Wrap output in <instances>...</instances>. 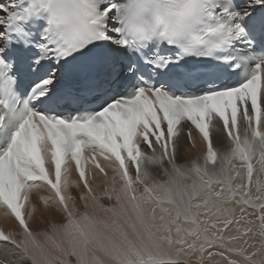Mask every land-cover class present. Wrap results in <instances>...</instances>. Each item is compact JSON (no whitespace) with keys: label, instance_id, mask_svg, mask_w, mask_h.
<instances>
[{"label":"snow or ice","instance_id":"1","mask_svg":"<svg viewBox=\"0 0 264 264\" xmlns=\"http://www.w3.org/2000/svg\"><path fill=\"white\" fill-rule=\"evenodd\" d=\"M0 217V264H264V0H0Z\"/></svg>","mask_w":264,"mask_h":264},{"label":"bare ground","instance_id":"2","mask_svg":"<svg viewBox=\"0 0 264 264\" xmlns=\"http://www.w3.org/2000/svg\"><path fill=\"white\" fill-rule=\"evenodd\" d=\"M214 135V142H215V133ZM196 150H202V146L200 145V141H199V137H197V149ZM196 155V151L192 150L186 142H184L182 144V148H181V158H187V159H193ZM103 164V161L101 162ZM111 172H109V176H111ZM73 180H75L77 178V174L74 172L72 177ZM93 187H95L96 185L100 186V191H103L104 188V182H103V177L102 176H97L95 178V180L92 182ZM79 189H74L73 190V194L77 195L79 194ZM44 195H47V193H44ZM35 202V201H34ZM40 206L42 208V202H39ZM44 219L43 217L40 215V212L37 213L36 216V222L33 223V228L36 229L37 226L43 227V223H44ZM0 228H2L3 230H5L6 232L9 231H19L18 227L12 222V221H8L7 223L4 222L3 218L0 217Z\"/></svg>","mask_w":264,"mask_h":264}]
</instances>
